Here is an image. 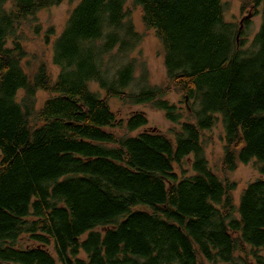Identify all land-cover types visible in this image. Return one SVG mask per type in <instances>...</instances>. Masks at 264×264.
Here are the masks:
<instances>
[{
	"label": "trees",
	"instance_id": "1",
	"mask_svg": "<svg viewBox=\"0 0 264 264\" xmlns=\"http://www.w3.org/2000/svg\"><path fill=\"white\" fill-rule=\"evenodd\" d=\"M240 1L254 14L264 5ZM62 2L0 0V264H264V180L237 207L201 141L221 119L226 170L255 159L264 176V16L246 52L222 0H133L169 83L197 109L184 120L167 90H131L124 61L140 37L127 0L78 2L52 42L54 80L29 63L19 27ZM108 99L151 104L176 125L172 138L118 135L148 119L119 120Z\"/></svg>",
	"mask_w": 264,
	"mask_h": 264
},
{
	"label": "rangeland",
	"instance_id": "2",
	"mask_svg": "<svg viewBox=\"0 0 264 264\" xmlns=\"http://www.w3.org/2000/svg\"><path fill=\"white\" fill-rule=\"evenodd\" d=\"M80 0H63V2L55 7L40 11L34 16L29 23H22L19 27L20 37L27 51L26 60L35 65L44 62L47 65L48 73L54 80L57 75V68L52 64V42L63 31L71 10L78 4ZM225 6V21L240 27L241 21L250 15L248 19L250 23L246 29H243L242 38L243 51L252 50V41L254 36L261 27L264 16V5H262L257 14L251 8L242 9L240 0H222ZM125 11L128 14L126 18L130 21L135 33L140 37V41L126 54L124 62L132 61L135 68V77L131 86V90L138 92L142 87H160L163 91L168 92L165 99L183 111L184 120H190L189 115L192 110H197L192 101L185 100L183 94L177 91L167 79V72L164 66V50L160 40L152 30L145 28L142 22V10L133 3V0H127ZM128 23V22H127ZM243 23V22H242ZM38 31V32H37ZM54 36H46L49 32ZM48 32V33H47ZM46 39L47 42H46ZM92 91H98L100 96H105L104 92L98 90L96 84H91ZM22 94H20L21 96ZM49 97L48 94L39 92L37 100L41 104ZM111 111L119 120H126L136 113L144 114L148 119V125L138 129L135 132L128 133L125 130L114 129L120 136H136L142 132H159L172 138L169 131L175 129L176 125L167 121L164 112L156 109L151 104L132 105L122 104L118 100L108 99ZM188 109V110H187ZM225 132L222 120L219 119L216 125L209 131L203 133L201 141L204 149V155L208 161L211 170L224 182L234 183L235 190L232 195L234 202L238 207L240 204V196L249 184L257 180H264V176L260 173L261 164L257 160H252L246 164L238 163L233 172L226 170L224 165L226 142L224 139ZM1 159V157H0ZM185 169H188L184 165ZM86 239V235L83 240ZM260 255L264 257V249L260 251ZM55 256V255H54ZM80 258L84 259V254H80Z\"/></svg>",
	"mask_w": 264,
	"mask_h": 264
},
{
	"label": "water",
	"instance_id": "3",
	"mask_svg": "<svg viewBox=\"0 0 264 264\" xmlns=\"http://www.w3.org/2000/svg\"><path fill=\"white\" fill-rule=\"evenodd\" d=\"M250 18V15L249 16H247V17H245L243 20H248ZM243 20L241 21V23H240V29H242L243 28ZM239 37L237 36V39H238ZM146 132V131H145ZM153 132V131H152ZM155 132V131H154Z\"/></svg>",
	"mask_w": 264,
	"mask_h": 264
},
{
	"label": "bare ground",
	"instance_id": "4",
	"mask_svg": "<svg viewBox=\"0 0 264 264\" xmlns=\"http://www.w3.org/2000/svg\"><path fill=\"white\" fill-rule=\"evenodd\" d=\"M246 20V19H245ZM244 21V20H243Z\"/></svg>",
	"mask_w": 264,
	"mask_h": 264
}]
</instances>
